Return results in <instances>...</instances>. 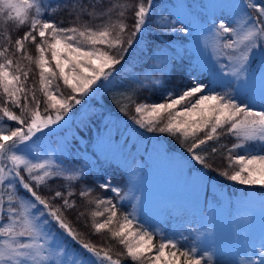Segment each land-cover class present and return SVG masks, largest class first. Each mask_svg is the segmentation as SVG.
<instances>
[{
  "label": "snow or ice",
  "instance_id": "1",
  "mask_svg": "<svg viewBox=\"0 0 264 264\" xmlns=\"http://www.w3.org/2000/svg\"><path fill=\"white\" fill-rule=\"evenodd\" d=\"M103 3L0 0V264H122L125 258L131 264H213L206 249L186 243L195 240L191 234L154 230L139 220L135 206L132 212H122L114 199L123 202L128 194L109 177H98L96 186L114 198L87 202L95 205L90 212L93 233L107 230L123 251L114 258L110 247L85 242L66 214L77 207L74 197L89 198L94 191L86 186L77 192L84 169H66L47 154L29 158L23 153L54 134L85 97L108 89L120 113L139 129L176 140L197 172H215L232 183L264 189V0L228 5L232 14L210 23V62L198 63L187 75L175 68L169 75L164 66L152 79L149 66L142 69L143 80L134 76L128 83L118 77L136 38L149 24L154 0H136L134 5L108 0L97 10ZM130 9L134 23L125 39ZM61 11L72 18L68 27L51 18ZM177 23L161 17L156 27L165 34H191L187 25L176 27ZM25 26L23 36L13 41L11 31ZM27 43L35 45V57L28 53ZM33 64L38 89L28 85ZM141 90L152 92L154 98L141 99ZM257 92L260 106L254 107ZM222 137L233 142L223 144ZM217 157L226 162L223 169L216 167ZM56 180L66 183L51 190L50 182ZM44 188L50 189V196L38 191ZM97 217L105 219L99 222ZM256 255L259 260L251 259ZM248 264H264V237L252 244Z\"/></svg>",
  "mask_w": 264,
  "mask_h": 264
},
{
  "label": "rangeland",
  "instance_id": "2",
  "mask_svg": "<svg viewBox=\"0 0 264 264\" xmlns=\"http://www.w3.org/2000/svg\"><path fill=\"white\" fill-rule=\"evenodd\" d=\"M160 3L159 8L157 7V22L161 17L166 18L168 14L169 19L175 18L178 21V27L185 24L191 30L190 35H183L181 41L175 42L173 54L178 57L190 53L191 68L194 70L198 63L210 62L211 36L206 31L210 23L229 17L233 9L227 6L242 4L244 0H160ZM106 6L103 5L101 8ZM67 24L70 25L71 22L68 21ZM128 34L127 31L125 39ZM154 51L152 49L151 52ZM160 55L162 50L153 53L157 60L155 68L158 69L163 67ZM258 63L257 57L253 67H257ZM61 90L66 95L69 94L62 84ZM104 90L85 97L84 102L75 106L65 121L61 122V126L56 128L53 136L42 137L30 152L23 154L29 158H36L37 154L41 157L47 154L58 162L60 155L64 157L67 155L70 162H73V159L91 160L89 150L85 149V141L88 138L78 135L73 124L83 129V125L87 124L93 113L99 114L103 108H107L108 116L99 120L100 129L95 127L92 130L89 149L92 154L96 153L99 158L110 160L117 164L119 169H123L125 182L121 185L114 182L113 184L122 188L128 194V199L123 202L116 199L114 202L127 203L128 212H132L135 206L140 221L146 226H152L154 230H162L164 234L188 237L194 233L197 242L188 239L186 243H195L201 250L206 249L213 258V264H217V261L221 264H248L252 244L258 243V239L264 237V211L254 206L255 202L264 200L263 194L247 195L243 198L238 196L236 200L238 208L233 212L229 211L227 197L222 204L210 200L212 196L205 193L207 190L219 197L225 194L219 192L214 183L206 179L204 173L197 172L196 168L191 166L189 168L190 164L184 159L187 154H180L178 150H168V145H171L168 141L174 142L172 138L168 140V136L158 132L148 133L139 129L129 116L117 115L118 112L115 113L106 107L107 105L103 103L106 98ZM253 106H260L258 92ZM132 114L130 109L129 115ZM103 124L106 127H103ZM74 137L78 139L77 146L80 149L75 148L70 155L67 154L68 145ZM111 195L113 194L109 192L105 197L111 198ZM205 195L208 197L204 204ZM175 214H180L179 220L170 222L169 215ZM165 220H168L167 232L166 225H162ZM188 223L195 224L194 231H191ZM158 239L154 243H157ZM251 259L259 260L260 257L256 255Z\"/></svg>",
  "mask_w": 264,
  "mask_h": 264
},
{
  "label": "trees",
  "instance_id": "3",
  "mask_svg": "<svg viewBox=\"0 0 264 264\" xmlns=\"http://www.w3.org/2000/svg\"><path fill=\"white\" fill-rule=\"evenodd\" d=\"M122 2H125V0H122ZM126 2H129V4L134 5L136 3V0H126ZM107 3H108V0H104L103 4L97 5V9H100L101 6L103 5H107ZM154 4H155V7L153 9L152 17L149 21V24L147 25L146 30H144L142 34H140L136 38L138 42L134 43L133 47L129 50L130 54L126 56L127 64H125L123 68L121 77H118V80L124 79L125 83L130 82L129 78L134 77V76L143 80L144 73L142 69L148 68L149 66H152V69H153L150 71V76L152 77H149V79L159 76L160 75L159 69L155 68L157 64V60L155 57H153V53L159 50H162V55L160 56L162 57L163 67L166 66V71L168 72L169 75H171V71L173 68H175L177 72L184 73L185 75L193 71L191 68L192 67V61H191L192 55L190 53H188V55H180L178 57H175V55L173 54V50H174L173 45L175 44V42H178L179 40L181 41L183 39V34L171 33V32H168L167 34H165L157 29L156 27V23L158 19L157 7L159 8V5L161 4L160 0H154ZM252 14L255 15L254 12ZM51 18L55 19L57 23H60L61 21H63L62 26L64 27L69 26V24H67L68 21L72 23V18L65 11H61ZM166 18H168V14H166ZM84 19H88V18L84 17ZM126 23L128 24V32H129L128 36H129L132 31V25L134 23L133 11L131 9L127 13ZM176 27H178V23L176 24ZM26 30H27V26L20 28L19 31L12 30L11 35H12L13 41L17 37L23 36ZM2 42H3L2 37H0V43ZM26 49L28 53L32 55L33 57L37 55L34 44L27 43ZM152 49L155 50L153 53L151 52ZM22 63L27 64V61H22ZM31 68H32V72L29 75L28 85L31 86L35 84L36 88L38 89L39 87L38 86V70L35 68L34 64L31 65ZM145 83L147 84V81H145ZM103 93L106 96V98H104L103 100V103L107 105L106 107H109L115 113L118 112L116 113L117 115L119 114L124 115L123 113H120L117 110L116 105L112 103L114 93L112 91H109L108 89H105ZM63 94L66 95V93H63ZM37 97L40 98V94L38 91H37ZM140 97L141 99L143 98L153 99L154 98L152 95V92L148 90H141ZM103 109L104 110H101L99 114L93 113L88 119L87 124L83 125V129L80 126L73 124V127L77 131L76 133L78 135H81L84 137L87 136L88 139L85 141V149L89 150L92 159L85 160V161H82L80 159L79 160L73 159V162H70L69 159L66 157L67 155L65 157L63 155H60L59 162L66 169L81 168V167L84 169L85 175L83 179L80 182H78L77 192L79 191V188L86 187V186H92L94 188V191L92 192V195L89 198L81 199L79 195L74 197V199L76 200L77 207L66 213L69 220L72 222L73 228L76 229L80 233L81 239L84 240L85 242H91L95 244L98 248H101V247L109 248L110 247L112 249L113 257L116 258V254L118 252L123 251L122 246L115 239L111 238L110 233L107 230H102L98 234L93 233L92 219L90 217V212L92 210H95V205L88 204L87 202L88 199H92L96 197L102 198V197L107 196V194L109 193V192H104L102 189L96 186L98 177L99 178L109 177L112 179V182L118 185H121L125 182L124 181L125 177L123 175L124 174L123 169L121 168L119 169V166L117 164L115 165L110 160L99 158L96 153L92 154L89 149V142H90L89 137L91 138L93 128L98 127V130H99L101 126L99 124V120L104 116H108L106 113L107 108H103ZM18 110L19 109H15L16 112ZM103 127H106V125L103 124ZM85 129H88V130L86 131ZM48 136H53V135L49 134ZM74 138L70 140L71 143L68 145L69 150L67 154L71 155L73 154L72 151H75L74 150L75 148L76 149L79 148V146H77L78 139L77 138L74 139ZM167 139L170 140L171 138L168 137ZM232 142H233L232 139L229 137L221 138V143L226 144L228 146H230ZM168 144H171V145H168L167 147L168 150L170 151L178 150V153L180 154L182 153L187 154L186 152H184V149L180 148L176 140H174L173 143H170V141H168ZM197 151H199V149H197ZM225 164L226 162L222 160L221 158L217 157L215 159L216 167L223 169L225 167ZM95 166H97V168L94 169L93 167ZM190 166L191 165H189V168ZM207 171L208 170H205V172ZM205 176H206V179L208 181H212L214 185L219 189V192H223L225 196L221 195L222 197H219L216 194L210 192L209 190L205 191V193L210 194L212 196L210 200H216L217 202L221 204L223 203V200H225V198L227 197L226 201L229 203L230 212L237 210L238 207L236 205L237 204L236 200L238 196H241L242 198L247 195L257 196L258 194L259 195L263 194L262 196H264V189H261L259 187H245V186L232 183L230 181H227L223 177H218L215 172H210L208 173V175H205ZM62 183H66V182H62L60 180L51 181L50 189L51 190L60 189L62 186ZM50 189L44 188V189H38V191H40L42 195L50 196ZM206 197H208V195L204 196V204L206 203ZM111 198H114L113 195H111ZM215 198H218V199H215ZM254 204L257 208L264 211V200H259L255 202ZM118 205L120 206V209L122 212L125 210L128 212L129 206L127 203L126 204L118 203ZM232 207H235V208H232ZM81 212L85 213V215L82 217H79V213ZM169 216H170L169 217L170 222H172L173 220L178 221L180 218V214H175L174 216L169 215ZM96 219L99 222H102L105 219V217H97ZM179 223H181V221ZM162 225H166V232H167L169 230L167 227L168 220H165L162 223ZM188 226L190 227L191 231L192 230L194 231L195 224L188 223ZM112 227L116 228L117 225L114 224L112 225ZM193 234L194 233H192L191 235L193 236ZM194 241L197 242L196 238ZM122 264H131V262L125 258L123 259Z\"/></svg>",
  "mask_w": 264,
  "mask_h": 264
}]
</instances>
